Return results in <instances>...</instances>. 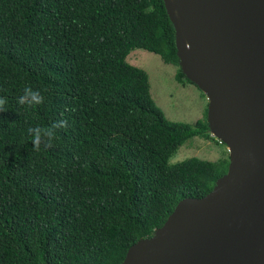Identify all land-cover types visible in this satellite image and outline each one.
Here are the masks:
<instances>
[{
	"label": "trees",
	"instance_id": "trees-1",
	"mask_svg": "<svg viewBox=\"0 0 264 264\" xmlns=\"http://www.w3.org/2000/svg\"><path fill=\"white\" fill-rule=\"evenodd\" d=\"M135 49L194 84L164 0H0V264H121L227 173L229 153L170 163L187 140L213 139L208 110L168 119L127 61ZM25 86L44 102L18 104ZM61 119L54 147L34 150L27 129Z\"/></svg>",
	"mask_w": 264,
	"mask_h": 264
},
{
	"label": "water",
	"instance_id": "water-1",
	"mask_svg": "<svg viewBox=\"0 0 264 264\" xmlns=\"http://www.w3.org/2000/svg\"><path fill=\"white\" fill-rule=\"evenodd\" d=\"M164 2L180 66L205 90L230 164L211 192L182 199L121 264H264V0Z\"/></svg>",
	"mask_w": 264,
	"mask_h": 264
},
{
	"label": "rangeland",
	"instance_id": "rangeland-1",
	"mask_svg": "<svg viewBox=\"0 0 264 264\" xmlns=\"http://www.w3.org/2000/svg\"><path fill=\"white\" fill-rule=\"evenodd\" d=\"M127 61L147 71L152 97L168 119L194 123L205 117L209 105L205 90L189 82L185 84L178 82L176 79L178 65L166 63L159 54L145 49L131 51ZM211 136L213 139L196 136L187 140L170 158V163H177L190 157L217 161L228 153L231 155L228 145L221 142L212 130Z\"/></svg>",
	"mask_w": 264,
	"mask_h": 264
},
{
	"label": "clouds",
	"instance_id": "clouds-1",
	"mask_svg": "<svg viewBox=\"0 0 264 264\" xmlns=\"http://www.w3.org/2000/svg\"><path fill=\"white\" fill-rule=\"evenodd\" d=\"M45 97L42 95L39 89H34L31 86H25L23 89V94L17 98V103L20 105H26L29 107H34L41 105L44 102ZM6 97H0V112L7 111ZM75 111V109H71ZM68 127V121L66 119H61L53 121L47 127L35 126L29 127L27 132L31 136V143L34 150L39 151L41 145L45 148L54 147V140L57 139V130Z\"/></svg>",
	"mask_w": 264,
	"mask_h": 264
},
{
	"label": "bare ground",
	"instance_id": "bare-ground-1",
	"mask_svg": "<svg viewBox=\"0 0 264 264\" xmlns=\"http://www.w3.org/2000/svg\"><path fill=\"white\" fill-rule=\"evenodd\" d=\"M184 56H185V58H186V61L189 63H191L192 64V66L193 67H196V69L198 70V71H200V68H199V66H198V64L191 58V56L189 55V53L186 51V50H184ZM189 63V64H190ZM190 64V65H191Z\"/></svg>",
	"mask_w": 264,
	"mask_h": 264
},
{
	"label": "crops",
	"instance_id": "crops-1",
	"mask_svg": "<svg viewBox=\"0 0 264 264\" xmlns=\"http://www.w3.org/2000/svg\"><path fill=\"white\" fill-rule=\"evenodd\" d=\"M195 85V84H194ZM201 88V87H200ZM201 89H203V88H201ZM205 94H206V92H204ZM206 96H207V94H206ZM207 98H208V96H207Z\"/></svg>",
	"mask_w": 264,
	"mask_h": 264
}]
</instances>
